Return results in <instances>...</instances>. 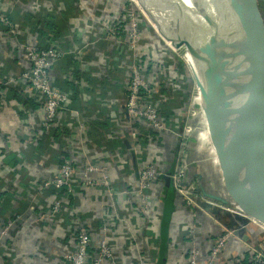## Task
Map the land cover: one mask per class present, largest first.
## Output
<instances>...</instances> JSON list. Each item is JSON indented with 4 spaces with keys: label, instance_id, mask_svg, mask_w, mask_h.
<instances>
[{
    "label": "crops",
    "instance_id": "crops-1",
    "mask_svg": "<svg viewBox=\"0 0 264 264\" xmlns=\"http://www.w3.org/2000/svg\"><path fill=\"white\" fill-rule=\"evenodd\" d=\"M124 3L0 0V15L15 24L19 41L42 47L58 43L67 52L52 76L54 85L71 96L66 110L49 129L42 126L44 111L27 99L19 84L12 86L16 92L11 100L0 104V264H66L63 256L74 249L77 227L90 233L94 245L107 227L116 264H190L193 248L205 262L217 239L233 229L237 234L229 239L215 264H251L254 252L264 250V230L249 219L222 216L219 209L225 206L210 199L231 201L206 119L198 117V102L192 103V85L173 92L161 72H150L151 78H156V97L162 102V115L168 117L170 130L153 138L141 126V143L134 146L125 116L132 56L128 54V60L98 28L100 22L116 18ZM52 24L57 25L59 37ZM146 24L141 34L151 38ZM3 33L0 29V77L7 81L16 79L27 65L16 41ZM152 41L162 54L160 59L167 57L169 53ZM148 46L142 48L144 57L148 50L155 51ZM192 109L198 114L194 116ZM188 128L192 131L185 134ZM181 142L186 145L185 186L194 204L189 205L173 189L169 177L151 186L144 203L136 192L142 163H153L171 175L178 167ZM67 161L112 168L109 176L114 195L76 185L74 194L65 199L49 182ZM170 189L174 197L166 223ZM58 200L63 202L60 214L41 219ZM206 204L219 206L218 213L208 212ZM6 228L8 235L2 236Z\"/></svg>",
    "mask_w": 264,
    "mask_h": 264
},
{
    "label": "built area",
    "instance_id": "built-area-1",
    "mask_svg": "<svg viewBox=\"0 0 264 264\" xmlns=\"http://www.w3.org/2000/svg\"><path fill=\"white\" fill-rule=\"evenodd\" d=\"M120 14L113 20H106L98 24V28L103 30L106 39L116 43V47L121 51L125 52L123 55L127 57L128 54L132 56L129 63V78L127 83V101L125 105V116L132 128V136L136 141L134 146H138L139 142V128L145 126L149 133H156L153 138H159L161 135L166 134L170 129L168 127L169 122L163 118L162 115V102L156 97V78L153 79L150 76L161 72L166 78V81L170 87V91L182 92L186 86L185 80L181 77V74L174 71L173 64L168 62H174L178 57V51L171 44L162 38L160 33L153 27L148 21L145 14L140 10L134 0H125L124 5L121 6ZM144 19L148 24L155 29L156 38L159 41L167 44L168 47L161 46L157 43V46L167 52V57H162L161 53H154L147 51L145 57L142 54L143 46L154 49L153 41L151 38L143 37L141 34V25ZM0 29L3 31L4 36L10 41H16V47L19 52L23 53L26 62V69L16 79L4 81L0 77V104L5 105L10 101L11 97L14 96L12 86L23 87V94L28 100L34 101L40 105L44 111V122L42 126L44 129H49L57 120L61 112L66 110L70 102L71 96L59 90L53 81V71L58 62L67 56V52L64 51L58 43H52L51 46L42 47L37 43L32 42H21L18 40L19 31L15 24L5 15H0ZM153 29V30H154ZM155 40V36H154ZM182 50V49H181ZM158 54L161 56L159 57ZM79 55V54H78ZM156 56L159 60L156 61ZM175 56V57H174ZM188 54L185 51V60L188 63L190 69H192V62H189ZM172 58V59H171ZM156 61V62H155ZM198 99L192 95V103L201 102L198 88H194ZM194 89L192 92H194ZM198 108L200 103L198 102ZM191 105L189 103V111ZM194 116L196 110L192 109ZM192 128H188L186 133H191ZM184 142V141H183ZM181 142L180 155L178 160V167L175 171L167 176L164 174L155 164L148 163L147 161L142 163L138 171V182L137 195L141 197L144 203L148 202L146 193L150 190L151 186L157 181H162L164 177H169L173 189L180 193L189 202V205L194 204V198L192 193L185 186L187 177V166L184 163L183 158L186 153V145ZM116 166V164H115ZM111 169L108 166L100 165L94 162H83L81 165H77L71 161H67L59 169V174L52 179L51 184L55 191L62 192L66 191L63 196L65 199H69L74 194V187L94 190H107L114 195L111 188L112 181L110 179ZM94 175L100 176L99 178ZM150 205V203L148 204ZM63 202L58 200L52 207L48 214H43L41 219H54L56 218L62 209ZM231 210L234 214L241 217H247L242 211L234 208H226ZM249 218V217H248ZM250 221L258 225L264 230V225L258 221L249 218ZM108 228H104L100 240L93 244L90 233L83 227H77V231L74 233V249L67 252L63 259L66 264H116V254L109 242L107 231ZM9 228L2 231V236L8 235ZM234 235V231L226 230L216 241L212 248L210 258L202 262L200 251L197 248H193L190 251L189 259L190 264H215L222 251L225 249L229 239ZM251 264H264V250L255 251L252 256Z\"/></svg>",
    "mask_w": 264,
    "mask_h": 264
},
{
    "label": "water",
    "instance_id": "water-1",
    "mask_svg": "<svg viewBox=\"0 0 264 264\" xmlns=\"http://www.w3.org/2000/svg\"><path fill=\"white\" fill-rule=\"evenodd\" d=\"M134 1L160 35L176 50L184 49L193 62L195 84L209 137L231 201L210 199L217 200L226 208L236 207L247 216L246 219L251 218L264 225V203L241 180L218 124V118L223 119L257 166L264 168V59L260 60L225 38L210 15L204 20L201 12L195 11L201 18L199 20L180 11L168 0ZM229 1L234 10L244 15L245 32L257 39L264 58V42L252 29L248 8L241 0ZM218 207L206 204L207 211L212 214L218 213ZM219 210L224 217H232L233 214L235 218H245L225 208ZM234 233L237 234L236 231Z\"/></svg>",
    "mask_w": 264,
    "mask_h": 264
},
{
    "label": "bare ground",
    "instance_id": "bare-ground-1",
    "mask_svg": "<svg viewBox=\"0 0 264 264\" xmlns=\"http://www.w3.org/2000/svg\"><path fill=\"white\" fill-rule=\"evenodd\" d=\"M168 1L180 11L201 20L199 14L195 13V8L191 0ZM202 1L205 4L213 23L216 25L219 32L225 36V38L240 46L247 52L253 54L260 60L264 59L257 39L245 32V28L242 23L244 15L238 10H234L229 0ZM218 8H224L226 16L225 21H220L218 19ZM235 30L236 32H234ZM162 38L164 39L163 36ZM168 43L171 44L170 42ZM188 59L191 63V58L188 57ZM218 124L220 125V133L225 141L228 152L230 153L232 161L236 167V171L239 174L241 180L264 203V168H259L257 166V163H255L249 152L241 145L236 135L228 128L223 119L218 118Z\"/></svg>",
    "mask_w": 264,
    "mask_h": 264
},
{
    "label": "rangeland",
    "instance_id": "rangeland-1",
    "mask_svg": "<svg viewBox=\"0 0 264 264\" xmlns=\"http://www.w3.org/2000/svg\"><path fill=\"white\" fill-rule=\"evenodd\" d=\"M191 1L193 3L195 11L196 12L200 11L204 20H206L205 18H209V12L207 11L206 6H205V4L203 3L202 0H191ZM241 1L244 3V5L250 11V12L248 11L249 13L247 12V16L252 21V29H253V31H255L258 34V36L260 37L261 41L264 42V0H241ZM138 11L140 12V15H141V11L139 9H138ZM224 11H225L224 8H221V9L218 8L217 17H218V19L220 21H225L226 20V16H225V12ZM141 17H142V19H139V21L142 20L144 23H147L146 25L151 29V32H152L151 39L154 40V36H155L156 43H158L161 46L168 47L167 44H165L162 41H159L156 38L155 29L152 28L151 26H149L148 22L144 19L143 14L141 15ZM142 25H144V24H142ZM142 25H141V29L144 28V27H142ZM234 32H236V30ZM154 50H157L155 48V46H154ZM158 51H157V53H158ZM178 55L179 56L176 57V59L178 60V62H177L178 65L177 66L179 67V69H180V66H182L187 71V73L189 75V80L192 83V91H193V89L196 88V86H195V77H194L192 69L189 68L188 63L185 60V50L182 49V50L178 51ZM158 56L160 57L161 55L158 54ZM191 94L196 99H198V95L196 94L195 89H194V92H192ZM198 102L200 103V107L198 109V111H199V116L198 117L202 119L203 116L205 117V114H204L203 109H202V102H200V101H198ZM197 114L198 113H196V115ZM233 208H236V207H233Z\"/></svg>",
    "mask_w": 264,
    "mask_h": 264
},
{
    "label": "trees",
    "instance_id": "trees-1",
    "mask_svg": "<svg viewBox=\"0 0 264 264\" xmlns=\"http://www.w3.org/2000/svg\"><path fill=\"white\" fill-rule=\"evenodd\" d=\"M52 26H53V28L55 29V30H57L56 28H57V25H55V24H52ZM58 33H60L59 32V30H57L56 31V36L58 35V37L60 36ZM178 60L177 59H175L174 60V62L172 63L173 64V68H174V71L175 72H178L179 74H181V77L183 78V79H188V80H185V84H186V86H188L189 87V89H190V87H191V85H192V83L190 82V80H189V75H188V73H187V71L185 70V68L184 67H182V66H180V69H179V67L177 66L178 65ZM56 87H58V86H56ZM12 92L13 93H15L16 91H14V90H12ZM163 118L164 119H166V120H168V117L164 114V116H163ZM150 134V136H156L157 134L156 133H149ZM144 139H146L145 137H143ZM140 139H141V137H140ZM148 139H146V141H147ZM66 193V191H62V194L64 195ZM172 194V199H170V195ZM173 197H174V192H172V189H170L169 190V193H168V196H167V201H166V207H168V211L171 209V207H172V202H173ZM171 213V212H170Z\"/></svg>",
    "mask_w": 264,
    "mask_h": 264
}]
</instances>
